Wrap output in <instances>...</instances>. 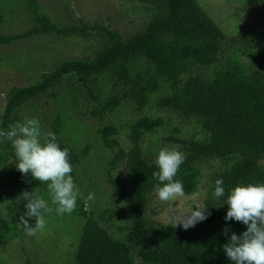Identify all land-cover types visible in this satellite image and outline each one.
Returning a JSON list of instances; mask_svg holds the SVG:
<instances>
[{
  "label": "trees",
  "instance_id": "1",
  "mask_svg": "<svg viewBox=\"0 0 264 264\" xmlns=\"http://www.w3.org/2000/svg\"><path fill=\"white\" fill-rule=\"evenodd\" d=\"M23 1L32 27L22 34L0 33L1 44L40 36L89 39L95 34L96 48L90 59L65 61L31 85L14 86L0 115V129L20 122V111L28 103L50 94L58 98L55 91L70 78L77 80L73 101L79 109L78 100L86 99V115L105 120L125 102L142 114L121 127L107 123L99 130L103 146L113 152L106 175L116 208L104 209L101 200L89 207L79 193L72 213L45 214V228L34 235L42 239L38 242L43 248H50L51 239L44 238L53 230L70 240V247L55 244L58 261L54 257L53 264H233L223 250L228 243L224 230L239 236L247 226L225 220L226 195L237 185L264 184V30L229 38L197 0H140L149 16L142 30L126 36L82 20L77 25L57 23L42 12L38 0ZM67 122L59 114L51 128L60 147L68 149L77 187L88 152L80 155L67 143ZM123 131L128 132L127 146L119 138ZM148 135L158 136L156 151L145 145ZM162 148L186 156L174 177L182 182L184 194L204 195L203 204L193 209L205 207L207 219L187 230L153 223L149 215L158 183L154 161ZM11 151L10 142H0V165ZM203 163L210 164L208 182L203 180ZM0 176L16 217L0 225V239L22 240L26 234L19 227L20 217L27 209L16 198L33 192L50 203L47 185L17 168L9 173L1 169ZM217 179L224 181L225 197L214 195ZM25 218L35 226V218ZM23 259L22 264H35L30 257Z\"/></svg>",
  "mask_w": 264,
  "mask_h": 264
},
{
  "label": "rangeland",
  "instance_id": "2",
  "mask_svg": "<svg viewBox=\"0 0 264 264\" xmlns=\"http://www.w3.org/2000/svg\"><path fill=\"white\" fill-rule=\"evenodd\" d=\"M209 15L221 26L229 38L240 35H253L264 30V1L245 0H197ZM42 12L53 21L60 24L77 25L85 21L91 25H103L111 30L119 31L126 36L133 35L142 30L147 13L144 11L140 0H38ZM33 25V20L27 4L23 0H0V33L7 35L22 34ZM97 35L89 39L81 37L40 36L18 41L13 44L0 43V115L5 111L7 95L14 86L31 85L42 78L45 72H50L61 63L73 59L92 58L96 48ZM77 79V78H76ZM77 80L70 78L55 92L58 98L46 95L24 106L20 115L24 122L36 118L40 121L42 136L52 133L51 123L59 114L68 118L64 138L75 151L87 156L81 162L78 172L77 188L84 202L88 206L95 201H100V206L116 208V197L112 192V185L107 179L106 167L113 152L106 149L101 141L99 130L107 123H114L121 127L124 122H132L141 117L129 102L122 104L121 108L108 115L105 120H99L86 115V99L80 98L78 109L74 98L78 91L72 87ZM77 91V92H76ZM106 93H110L108 89ZM75 104V108L73 106ZM63 111V113H62ZM156 112V115L165 116ZM148 113V112H147ZM126 131L119 136L124 146H127ZM158 136H147L145 145L150 151H156ZM43 142V139H42ZM215 164V163H214ZM209 163L201 164L203 180L208 182V173H211ZM216 165V164H215ZM16 168L14 151L5 155L1 169L8 173ZM214 172V170H213ZM4 177L0 176V180ZM0 186V225L3 221L16 219L6 201L10 191ZM19 194V193H18ZM22 201V195L16 202ZM204 195L177 198L175 201H160L154 196L150 206L149 215L153 223L167 225L168 217L175 213L182 215L193 209L194 205H202ZM26 201H23L25 205ZM27 211V210H26ZM21 218V217H20ZM21 222V221H20ZM72 225L76 222L71 220ZM121 225V224H120ZM20 227V226H19ZM74 228V226H72ZM48 231V229H46ZM53 235L44 240H50V248H43L42 240L35 236L24 235L25 238L7 241L0 239V263L22 264L23 258L30 257L35 264H53L57 260L58 252L54 246L61 243L67 244L70 240L66 233L53 230ZM73 237V234H72ZM72 239V238H71ZM9 240V239H8ZM74 250V246L70 249ZM51 251V252H50ZM57 253V254H56Z\"/></svg>",
  "mask_w": 264,
  "mask_h": 264
},
{
  "label": "clouds",
  "instance_id": "3",
  "mask_svg": "<svg viewBox=\"0 0 264 264\" xmlns=\"http://www.w3.org/2000/svg\"><path fill=\"white\" fill-rule=\"evenodd\" d=\"M4 140L14 149L19 172L31 174L34 180L47 185L50 203L33 192L21 194L27 211L21 216L19 226L26 235L34 236L45 228V214L53 211L58 215L70 214L76 207L79 190L71 176L69 152L60 147L54 133L42 136L40 121L36 118L16 122L7 130L0 129V142ZM185 159V154L175 149L159 151L154 161L158 171L153 173V178L158 181L154 195L160 201H175L184 195L182 182L174 177ZM223 184V179L215 181V197H225ZM224 204L228 206L226 221L235 220L247 226L239 236L235 232L228 236L229 229L225 228L228 243L223 245V250L227 258L233 264H264V184L237 185L229 190ZM25 217L35 218V226ZM206 219L205 207H197L182 215L171 214L168 224L187 230Z\"/></svg>",
  "mask_w": 264,
  "mask_h": 264
}]
</instances>
